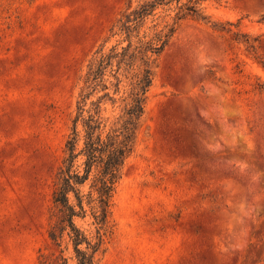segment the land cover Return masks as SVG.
I'll list each match as a JSON object with an SVG mask.
<instances>
[{
	"label": "rangeland",
	"instance_id": "1",
	"mask_svg": "<svg viewBox=\"0 0 264 264\" xmlns=\"http://www.w3.org/2000/svg\"><path fill=\"white\" fill-rule=\"evenodd\" d=\"M138 3L0 0V264L59 254L48 229L76 102ZM204 7L155 63L98 264H264V0Z\"/></svg>",
	"mask_w": 264,
	"mask_h": 264
},
{
	"label": "trees",
	"instance_id": "2",
	"mask_svg": "<svg viewBox=\"0 0 264 264\" xmlns=\"http://www.w3.org/2000/svg\"><path fill=\"white\" fill-rule=\"evenodd\" d=\"M210 1L215 0H139L111 30V37L121 38L117 44L96 53L57 173L48 239L59 254L47 264L99 263L116 189L134 152L153 85L155 63L182 21L210 18L204 7Z\"/></svg>",
	"mask_w": 264,
	"mask_h": 264
}]
</instances>
